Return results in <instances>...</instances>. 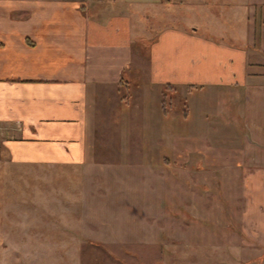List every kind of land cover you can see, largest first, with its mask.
<instances>
[{"label": "crops", "instance_id": "obj_1", "mask_svg": "<svg viewBox=\"0 0 264 264\" xmlns=\"http://www.w3.org/2000/svg\"><path fill=\"white\" fill-rule=\"evenodd\" d=\"M193 2L212 8L207 36L147 28L138 10L163 0H0L1 143L14 162L91 165L133 81L125 136L146 145L125 150L144 152L152 184L208 169L209 196H241L240 226L264 234V0ZM163 88L183 106L170 112Z\"/></svg>", "mask_w": 264, "mask_h": 264}, {"label": "rangeland", "instance_id": "obj_2", "mask_svg": "<svg viewBox=\"0 0 264 264\" xmlns=\"http://www.w3.org/2000/svg\"><path fill=\"white\" fill-rule=\"evenodd\" d=\"M138 14L155 33L186 24L207 36L212 8L166 0ZM127 85L116 90L113 128L98 136L91 165L14 162L0 139V264H264V234L240 226L241 196H209L208 169H169L178 176L165 193L141 165L144 152L125 150L129 141L146 145L125 136L138 123L130 106L138 90ZM163 93L170 112L183 106L179 92Z\"/></svg>", "mask_w": 264, "mask_h": 264}, {"label": "trees", "instance_id": "obj_3", "mask_svg": "<svg viewBox=\"0 0 264 264\" xmlns=\"http://www.w3.org/2000/svg\"><path fill=\"white\" fill-rule=\"evenodd\" d=\"M163 1H166V0H163ZM162 104H164V101H163V99H162Z\"/></svg>", "mask_w": 264, "mask_h": 264}]
</instances>
